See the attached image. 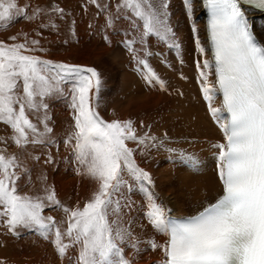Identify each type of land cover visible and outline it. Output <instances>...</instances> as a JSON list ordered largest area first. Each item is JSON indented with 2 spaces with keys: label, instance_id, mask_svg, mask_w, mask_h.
Masks as SVG:
<instances>
[{
  "label": "snow or ice",
  "instance_id": "1",
  "mask_svg": "<svg viewBox=\"0 0 264 264\" xmlns=\"http://www.w3.org/2000/svg\"><path fill=\"white\" fill-rule=\"evenodd\" d=\"M203 2L209 13L210 47H200L199 51L210 50L211 57L197 61V67L203 96L223 133L221 142L214 144L221 186L215 199L202 203L190 215H172L151 190V174L136 164L134 149L126 143L138 140L143 144L154 137L138 136L131 120L106 121L92 103L101 87L97 69L28 54L32 50L26 42H0V121L15 130V143L43 142L40 138L52 132L43 98L63 93L62 85L70 83L75 131L68 143L83 174L98 184L83 207L64 208L67 227L61 231L53 217L42 214L45 201L64 207L55 191L46 189L43 198L21 194L16 156L0 153V216L11 229L39 226L47 232L55 228L60 253L70 246L63 243L65 236L72 244H79L78 264H132L122 246L132 236L122 219L124 208L129 207L121 193L122 187L131 188L124 178L127 172L140 182V190L147 196L146 215L151 225L166 237L163 243L150 242L153 250L163 253L158 264H264V42L257 38L248 16L250 7L264 12V0ZM185 4L191 12L193 0H185ZM120 7L130 9L143 21L141 43L150 34L165 40L175 37L168 23L167 0H123ZM24 11L18 0H0V27ZM134 43L128 41L129 46ZM137 62L146 68L149 84L159 80L147 60ZM217 96L222 97L219 107L213 106ZM40 109L45 110L43 132L28 113ZM32 135L37 139H30ZM186 158L199 169L201 162L195 155Z\"/></svg>",
  "mask_w": 264,
  "mask_h": 264
},
{
  "label": "bare ground",
  "instance_id": "2",
  "mask_svg": "<svg viewBox=\"0 0 264 264\" xmlns=\"http://www.w3.org/2000/svg\"><path fill=\"white\" fill-rule=\"evenodd\" d=\"M167 2L168 23L175 33L167 40L150 34L141 43L143 21L130 9L120 7L123 0H18L24 14L0 27V42H26L32 50L28 54L95 67L101 74V87L92 103L106 121L131 120L138 136L154 137L143 144L138 140L126 143L134 149L136 164L151 174V190L172 215L186 216L190 214L184 212L186 205L182 208V203L187 199L193 202L194 213L220 192L214 144L221 142L223 133L203 96L197 67V61L211 57L210 50L199 51L200 47L209 49L202 0H193L191 12L185 0ZM56 8L63 12L54 11ZM248 14L254 32L264 42V12L249 8ZM34 40L39 43L33 44ZM128 41L135 43L129 46ZM138 59L147 60L159 80L149 84L147 70ZM62 87L63 93L43 98L52 129L40 138L43 142L17 144L15 130L0 121V153L16 156L21 194L43 198L46 189L55 191L64 207L45 201L42 214L53 217L58 222L56 227L64 231L68 215L64 208L83 207L98 184L83 174L68 143L75 131L74 109L71 84L66 82ZM220 104L221 96H217L213 106ZM28 113L43 132L45 110ZM190 155L201 162L199 169L186 158ZM124 178L131 188H121L129 204L122 219L132 233L130 241L122 242L124 253L132 264H158L164 259L163 253L153 250L150 242L163 243L166 237L154 229L146 215L149 201L140 190V182L127 172ZM55 241V228L44 232L39 226H17L13 230L0 216V264H78L79 244H72L65 236L63 243L70 246L60 253Z\"/></svg>",
  "mask_w": 264,
  "mask_h": 264
},
{
  "label": "rangeland",
  "instance_id": "3",
  "mask_svg": "<svg viewBox=\"0 0 264 264\" xmlns=\"http://www.w3.org/2000/svg\"><path fill=\"white\" fill-rule=\"evenodd\" d=\"M184 205H186V206H184ZM191 205L193 206V202L190 201L189 199H187L186 202L182 203V208H183V206L185 207V208H183L185 210L184 212H187L188 211L187 213L188 214H191L192 213V211H191V209H192ZM186 207H188V208H186Z\"/></svg>",
  "mask_w": 264,
  "mask_h": 264
}]
</instances>
